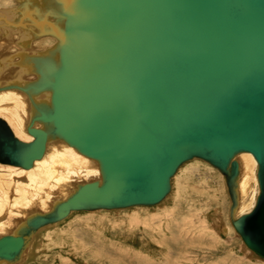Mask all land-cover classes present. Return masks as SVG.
I'll return each instance as SVG.
<instances>
[{
	"label": "water",
	"instance_id": "water-1",
	"mask_svg": "<svg viewBox=\"0 0 264 264\" xmlns=\"http://www.w3.org/2000/svg\"><path fill=\"white\" fill-rule=\"evenodd\" d=\"M64 3L66 48L34 89H51V105L32 117L48 127L29 124L27 143L1 140L0 130L1 161L30 166L47 135L98 160L101 182L80 185L49 219L155 204L183 161L202 158L232 174L241 151L256 159L264 197V0ZM263 225L264 205L241 229L264 257ZM22 244L21 235L1 236L0 256Z\"/></svg>",
	"mask_w": 264,
	"mask_h": 264
},
{
	"label": "bare ground",
	"instance_id": "bare-ground-1",
	"mask_svg": "<svg viewBox=\"0 0 264 264\" xmlns=\"http://www.w3.org/2000/svg\"><path fill=\"white\" fill-rule=\"evenodd\" d=\"M65 6L67 4L64 0H0V31L3 34L0 38V130L4 129L10 133L6 135L3 130L4 135L3 138L0 135L1 140H9L12 136L18 141L27 143L33 139L27 131L29 124L35 128L48 127V124L40 120L32 121V117L37 113L38 107L51 105V89L42 88L37 91L34 89L41 74L49 69L50 62L56 66L59 64L61 46L66 48V39L63 36L64 29L67 32L65 22L68 19L65 18ZM195 158L197 157L183 161L176 168L169 179L168 192L155 204L69 210L64 217L52 220L49 216L57 204L67 199L80 185L95 180L101 182L98 160L83 154L75 146L56 135H47L41 156L33 159L28 167L0 160V237L4 235L23 237L19 251L12 258L0 256V264H26L38 252L37 238L42 241L43 232L49 230L50 234L48 233L47 236L50 238L48 240H51L52 229L60 226L62 221H66L73 211L154 206L170 196L172 189L174 190L171 193L172 197L177 192L175 197L181 201L176 207L186 204L189 200H192L190 207L194 206L193 201L207 200L211 212H198V222L203 228L212 231L210 239H216L213 229V223H216L221 234L228 236L234 228L244 241L242 223L250 221L257 208L261 209L264 205V197H260L261 188L256 159L248 151L238 152L232 156L228 164L229 169L235 162L234 173L226 174L211 162L207 161L210 166L205 163L206 160ZM201 165L207 166V170L216 171L222 178L223 192L227 193L229 199L227 213H220L222 204L208 176L203 175L204 178H200L194 185L191 184L193 178L202 173ZM174 181H176L175 188ZM212 200L217 204L208 202ZM161 213L158 217L164 219L169 216L164 212ZM41 218L43 221L30 224ZM169 219L173 221L172 218ZM56 225L57 227H54ZM209 234V232L204 233L206 236ZM40 241L39 247L42 250L49 247L47 243ZM244 247L248 249L246 244ZM251 251L256 255L255 257L260 256L255 250ZM234 259L235 257L230 255L223 259L221 264H234L232 263Z\"/></svg>",
	"mask_w": 264,
	"mask_h": 264
},
{
	"label": "rangeland",
	"instance_id": "rangeland-1",
	"mask_svg": "<svg viewBox=\"0 0 264 264\" xmlns=\"http://www.w3.org/2000/svg\"><path fill=\"white\" fill-rule=\"evenodd\" d=\"M195 159L192 160L197 161ZM201 168L202 173L197 174L191 184H196L204 178L203 175L208 176L222 204L220 213H227L229 199L223 192L222 178L216 171L207 170L205 165ZM202 189L208 190L206 187ZM172 191L170 196L154 206L73 211L60 226H54L57 228L52 229L51 240L47 236L49 230L43 232L42 241L37 238L38 252L26 264H221L230 255L235 257L234 264H264V257H255L252 248L234 228L228 237L221 234L217 224L213 223L216 239H210L212 231L198 222V212H211L207 200L193 201V207L189 206L192 202L189 200L176 207L181 201L175 197L177 192L172 197ZM193 196L196 197L195 194ZM208 202L216 203L213 200ZM163 212L169 216L164 219L158 217ZM205 232L210 234L206 236ZM39 241L49 247L42 250Z\"/></svg>",
	"mask_w": 264,
	"mask_h": 264
}]
</instances>
